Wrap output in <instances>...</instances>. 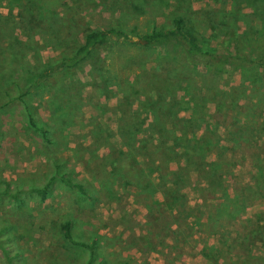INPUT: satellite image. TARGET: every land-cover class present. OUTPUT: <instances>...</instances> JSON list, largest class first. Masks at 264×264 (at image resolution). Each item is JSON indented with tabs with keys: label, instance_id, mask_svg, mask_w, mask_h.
<instances>
[{
	"label": "rangeland",
	"instance_id": "374dc122",
	"mask_svg": "<svg viewBox=\"0 0 264 264\" xmlns=\"http://www.w3.org/2000/svg\"><path fill=\"white\" fill-rule=\"evenodd\" d=\"M179 2L176 6V0H151L152 8L140 14L139 7L133 9L125 0H0V49L15 37H23L21 29L14 26L22 16L42 21L57 12L62 20H70L61 33L73 31L77 40H83L91 28L119 24L142 34L153 22L157 26L165 24L174 13H181L205 47L230 53L238 49L251 57L257 55L254 47L264 49V0ZM207 15L233 22L236 32L252 49L243 48L242 40L228 34L233 27H208L201 17ZM64 37L59 40L46 30L35 35L41 49L26 52V59L33 63L39 58L42 63L77 43L72 44L69 35ZM136 47L140 48L114 45L100 50L96 64H109L113 70L124 64V77L127 72L139 78L158 64L157 71L162 73L174 67L172 52L168 54L160 47L134 51ZM188 69L192 72L184 91L167 96L176 106L165 118L156 119L152 107L145 104L156 100L154 92L151 101L145 89H137L123 100L120 94H112L114 87L99 88L98 73L86 63L74 76L82 84L74 104L60 102L49 90L33 97L41 119L54 125L57 143L52 150L17 121L7 123L0 142L2 179L26 189L32 183L44 184L52 173L54 154L95 194L93 203L81 200L56 178L44 201L24 194V202L17 208L13 201L11 204L8 198L0 197V219L11 217L16 222L10 230L0 232V241L10 256L18 252L10 264H88L89 250L64 239L60 224L65 220L71 221L73 237L94 243L98 257L110 260L109 264H264V68H219L214 72L196 64ZM77 109L78 117L74 115ZM135 115L142 120L136 133L142 153L138 152L136 158L141 160L143 156L144 165L152 167L151 179L160 182V174L167 169L181 171L184 177L183 187L168 208L173 224L166 230L167 236L161 231L165 237L155 236L162 227L157 228V216L163 209L159 205L163 200L161 189L149 193L134 186L123 189L116 184H101L105 176L100 171L114 159L112 151L125 150L123 122H133ZM154 120L165 124L166 131L153 128ZM184 128L187 144L202 160L198 166L187 164L181 154L162 158L161 153L152 152L167 140V134L181 133ZM92 132L97 135L90 137ZM93 137L99 141L96 143ZM88 150L99 158L92 157ZM205 163L203 171H198ZM213 168L218 176L217 189L210 183ZM223 205L225 215L215 219V208ZM177 227L180 231L175 242L170 236ZM0 264H8L1 251Z\"/></svg>",
	"mask_w": 264,
	"mask_h": 264
},
{
	"label": "trees",
	"instance_id": "16d2710c",
	"mask_svg": "<svg viewBox=\"0 0 264 264\" xmlns=\"http://www.w3.org/2000/svg\"><path fill=\"white\" fill-rule=\"evenodd\" d=\"M125 2L129 3L133 9L139 7L140 9L137 11L140 14H145L148 12V8H152L151 0H125ZM176 2V6H179V0H176ZM64 5H67V3H64ZM201 17H204V23L211 29H214L215 26L223 30H226L227 27H233L228 34L233 35L234 39L242 40L244 42L243 48L249 46V43H245L244 39L240 37L241 35L236 32L233 22H229L223 16H217L216 20L215 16ZM186 22L184 14L174 13L165 24L161 23L157 26L156 22H153L150 28L142 34L136 33L134 27L128 31L124 25L119 24L109 28H91L86 32L83 40H77L78 36H75L73 31H69V34L61 33L67 29L70 20H62L58 16V12L49 19H43L42 21L40 19L29 21L22 16L20 22L14 23V26L21 29L23 39L15 37L0 49V142L4 139L7 123L9 124V121H11V125H13L17 121L26 132L34 134L42 144L48 145L52 150V147L57 143L53 136L54 125L41 119L33 97L42 96L49 90L51 95L55 96L60 102L74 104L75 96L80 94V87L82 86L81 82L74 76L86 63H90L93 72L98 73L97 85H99V88L104 89L112 86L116 89L112 94H120L123 100L133 95L137 89H145V95L151 101V93L154 92L157 95L156 100L151 104L145 101V104L152 107L151 112L155 113L156 119L171 116V113H173L176 102L174 103L173 98L167 96H174L175 90L184 91L192 72L188 69L189 65L202 64L214 72L215 69L219 68H223V70L250 69L253 66L264 68V49L259 50L258 47H254L253 49L257 51L256 57H251L250 54L238 49L234 53L215 51L213 48L203 46L199 41L201 36L193 28H190ZM45 30L59 40L62 35L65 37L69 35L67 39L72 44L76 41L77 43L70 50L56 52L45 62L40 63V59L37 58L32 63L26 59V52H37L41 49V44L35 39V35L44 33ZM66 43V41L61 42L60 45L64 47L63 45ZM114 45L138 46L146 51L158 47L163 48L168 54L172 52L171 56L174 55V67H172V70L162 73L157 71V69H160V64H158L154 69L148 71L144 78H139L135 73L127 72L124 73L127 76H121L111 66H106L103 63L96 64L99 51L108 50L110 46ZM249 47L252 49L253 46L250 45ZM177 51L179 52L175 56L174 53ZM155 61L159 62L156 58ZM132 74L135 76H132ZM129 79L131 80L129 81ZM79 113L80 110L77 109L74 115L77 116ZM69 115L71 116L70 112ZM173 119L176 120L177 118L173 116ZM157 122L158 120L153 121L155 123L153 128H160L159 130L164 132L166 129L165 124L162 123L161 125L160 122L159 124ZM141 127L142 120H140L139 115H135L133 122H123L122 135L125 150L114 149L112 151L114 159L100 171L101 175L105 176L100 182L102 185L109 186L116 184L123 189L127 186H134L140 189L141 192L149 193L161 189L163 200L159 202V205L163 206V209L159 211L157 216V219H159L157 228L161 225L162 227L160 230L157 229L155 236L160 235L162 237L164 235H161V231L162 234L166 235V230L173 224H171L172 216H170L168 208L170 203L174 201L176 193L183 187L184 177L181 171L167 169L168 172L160 174V182L156 183L151 179L154 171L152 167L149 163L144 165L145 159L143 156L141 160L136 158L138 152L142 153L139 138L136 137V133L140 131ZM96 135V132H92L90 137ZM166 139L171 141L170 145L167 140H163L161 146L156 147L152 152L161 153L162 158L169 154H172V156L181 154L187 164L194 166H198L202 162L201 159L196 158V155L194 156L193 148L187 144L185 128L181 133L175 134L172 132L167 134ZM93 141L97 143L99 141L98 137H93ZM178 148L181 150H178ZM89 152L92 157L99 158V155L95 154L93 150ZM51 162L53 168L48 180L41 185L32 183L28 189L20 186V184L12 186L10 181L0 177V197L8 198L11 204L13 201V205L17 208L24 202V194L29 195V197H38L41 201H44L49 196L52 181L58 178L69 190H73L77 196L81 197V200L86 199L89 203H93L94 192L89 190L84 180L73 174V169L58 161L54 154L51 156ZM205 166L206 163L204 166H199L198 171H203ZM211 171L212 168L209 171V176ZM213 177L210 183L214 184L217 189L216 179L218 176H215V168H213ZM223 194L226 195L224 190ZM12 208L14 207L12 206ZM215 211V219L225 215L224 205L220 208L216 207ZM210 219H214V217ZM15 224V220H12L11 217L4 220L0 219V232L3 229L10 230ZM60 227L67 242L80 245L89 250L88 264L110 263L103 256L98 257L94 243L76 240L73 237L71 221L65 220L60 224ZM179 231V227L173 230L176 237H173L172 233L170 236L172 241L177 242ZM0 251L2 258L8 264L12 263L14 256L18 257V252L10 256L9 251L5 249L1 241Z\"/></svg>",
	"mask_w": 264,
	"mask_h": 264
},
{
	"label": "crops",
	"instance_id": "0c3cea01",
	"mask_svg": "<svg viewBox=\"0 0 264 264\" xmlns=\"http://www.w3.org/2000/svg\"><path fill=\"white\" fill-rule=\"evenodd\" d=\"M135 38H136V37H135ZM20 39H23V37H20ZM132 48H133V47H132ZM137 49L140 51V49H142V48H141V47H140V48H137V47H136V48L134 49V51H136ZM161 49H162V48H161ZM129 50H130V48H129ZM138 50H137V51H138ZM33 52H34V51H33ZM178 52H179V51H177L176 54H177ZM176 54H175V55H176ZM135 56H136V54H135ZM135 56H133V58H135ZM107 66H109V64H107ZM123 69H125L124 64H123L122 66H120V68L117 67L115 71H116L117 73H119L121 76H123V72H124ZM167 70H172V67L166 69V71H167ZM163 72H165V70H164ZM125 73H126V72H125ZM132 75L134 76V74H132ZM119 82H121V81H119ZM112 89H113V88H112ZM113 90H114V89H113ZM179 91H181V90H177V91L175 90V92H176V93H175V96L178 94ZM173 92H174V91H173ZM154 95H156V94H154ZM154 95L151 94V97L153 98ZM154 97L157 98V95L154 96ZM108 261H110V260H108Z\"/></svg>",
	"mask_w": 264,
	"mask_h": 264
}]
</instances>
